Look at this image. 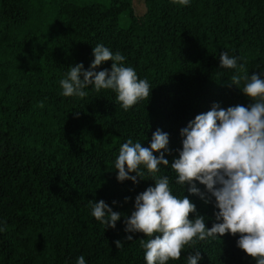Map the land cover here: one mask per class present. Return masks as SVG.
Instances as JSON below:
<instances>
[{
  "label": "trees",
  "instance_id": "1",
  "mask_svg": "<svg viewBox=\"0 0 264 264\" xmlns=\"http://www.w3.org/2000/svg\"><path fill=\"white\" fill-rule=\"evenodd\" d=\"M141 1L139 10L137 0H0V264H76L81 255L86 264H146L140 239L147 237L126 233L124 219L154 180L143 169L138 184L119 182L120 146L131 138L148 147L160 129L169 134L171 163L182 149L180 130L196 115L214 103H251L240 89L245 74L264 78V0ZM97 44L121 53L124 66L149 82V99L125 111L112 90L62 95L60 80L78 63L88 70ZM222 51L237 68L219 67ZM234 76L239 85H231ZM165 175L211 228L214 198L205 204L161 165L157 176ZM99 200L122 213L115 229L92 216L89 201ZM238 238L198 241L168 264H187L196 250L198 264H255Z\"/></svg>",
  "mask_w": 264,
  "mask_h": 264
},
{
  "label": "clouds",
  "instance_id": "2",
  "mask_svg": "<svg viewBox=\"0 0 264 264\" xmlns=\"http://www.w3.org/2000/svg\"><path fill=\"white\" fill-rule=\"evenodd\" d=\"M173 2L188 6L190 0ZM93 55L88 70L82 63L69 67L66 78L59 82L63 96L84 98L88 95L84 89L89 86L97 92L112 90L125 111L150 98L149 82L139 78L133 67L124 66L125 57L121 53L114 54L103 44H97ZM108 61L112 62L110 70L95 71ZM237 66L235 56H229L227 51L220 53V68ZM243 79L246 83L240 90L251 103L227 108L214 103L209 111L196 115L180 130L182 149L177 150L178 156L171 163L165 158L166 152L171 154L169 134L160 129L152 134L148 147L134 143L131 138L120 146L115 160L117 180L138 184L144 177L143 169L154 180V186L135 197L134 211L124 219L126 233H142L147 237L140 239L146 264L180 260L186 246L194 248L198 241L225 234L238 236L237 247L255 264H264V78L254 73L245 74ZM240 80L241 77L234 76L231 85H239ZM161 165L170 166L176 173L175 183L188 185V193L199 196L205 204L214 198L218 211L211 228L206 226L205 217L189 196L174 195L170 178L157 176ZM195 182L204 185L205 190L202 192ZM89 204L96 220L115 229L122 213L113 211L104 200ZM126 239L132 241L133 236L127 235ZM114 243L117 249L123 247L121 240ZM200 259L196 250L188 254L187 264H198ZM76 264H86L85 257L79 256Z\"/></svg>",
  "mask_w": 264,
  "mask_h": 264
},
{
  "label": "rangeland",
  "instance_id": "3",
  "mask_svg": "<svg viewBox=\"0 0 264 264\" xmlns=\"http://www.w3.org/2000/svg\"><path fill=\"white\" fill-rule=\"evenodd\" d=\"M136 6L139 10H141L143 8L142 5V1L141 0H137L136 2ZM126 23V19L124 17L121 18V24H125Z\"/></svg>",
  "mask_w": 264,
  "mask_h": 264
}]
</instances>
